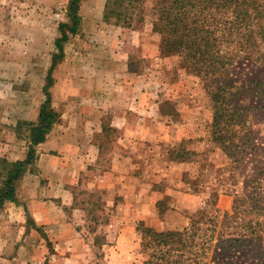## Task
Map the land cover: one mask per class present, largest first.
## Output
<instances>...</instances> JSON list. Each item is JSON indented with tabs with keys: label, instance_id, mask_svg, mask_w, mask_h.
<instances>
[{
	"label": "rangeland",
	"instance_id": "obj_1",
	"mask_svg": "<svg viewBox=\"0 0 264 264\" xmlns=\"http://www.w3.org/2000/svg\"><path fill=\"white\" fill-rule=\"evenodd\" d=\"M69 1L0 0V159H8L6 143L14 138L21 149L28 148L27 130L19 135L16 129L19 122L36 121L46 99L59 25L70 21ZM107 3L82 0L81 28L64 43L65 57L52 75L56 83L71 71L78 74V67H64L70 61L81 65L82 74L111 82L113 89L100 91V97L120 95L121 100L115 94L104 102L117 99L126 105L133 127L128 133L109 127L98 135L100 159L72 186L69 213L89 248L83 264H143L139 227L182 229L206 205L233 214L234 196L228 190L245 188L259 156L248 154L235 169L237 179L231 176L229 159L211 139L210 96L181 56L162 54L152 2L143 5L146 20L138 16L131 27L116 24L115 17L106 20ZM111 4L116 8L119 3ZM122 62L128 66L125 72ZM256 75L264 76L261 66L240 62L232 69L237 81ZM125 79L126 100L118 87ZM243 98L254 103L250 91ZM61 101L53 97L59 111ZM251 116L253 128L260 131L257 142L264 143L263 112L253 110ZM6 127L11 128L5 132ZM213 192L217 197H211ZM229 264L261 263L252 247L237 251Z\"/></svg>",
	"mask_w": 264,
	"mask_h": 264
},
{
	"label": "trees",
	"instance_id": "obj_2",
	"mask_svg": "<svg viewBox=\"0 0 264 264\" xmlns=\"http://www.w3.org/2000/svg\"><path fill=\"white\" fill-rule=\"evenodd\" d=\"M125 1L127 3H125ZM151 1L152 24L161 36L164 56L179 55L199 76L210 96L213 108L211 139L222 149L233 167L232 177L248 154L258 155L257 164L244 180L245 188L228 190L234 196V213L221 214L209 205L195 212L182 229L158 231L149 226L138 228L146 258L143 264H229L230 257L243 249L254 248L259 262H264V143L257 142L260 131L253 128L252 111L264 115V76L237 81L233 67L242 62L264 69V0H118L115 8L108 0L106 20L131 27L136 18L146 20L143 5ZM82 0H70V21L61 22L57 52L45 86L46 99L36 121L19 122L20 135L28 134L25 159H0V209L16 199L17 181L35 165L37 146L46 140L61 113L55 108L50 91L53 70L65 57L64 43L81 28ZM250 91L254 103L246 104L243 93ZM258 136V137H257ZM190 153V152H189ZM191 158V157H190ZM182 161L186 157H182ZM211 197H217L213 192ZM208 198V202L210 200ZM216 199V198H215ZM208 203V204H209Z\"/></svg>",
	"mask_w": 264,
	"mask_h": 264
},
{
	"label": "crops",
	"instance_id": "obj_3",
	"mask_svg": "<svg viewBox=\"0 0 264 264\" xmlns=\"http://www.w3.org/2000/svg\"><path fill=\"white\" fill-rule=\"evenodd\" d=\"M121 65L125 72L127 63L126 68L125 62ZM64 67H78V74L71 71L51 87L54 101L62 99L61 120L37 146L35 165L17 181L16 199L6 201L0 209V264H83L89 248L70 217L72 186L100 159V133L109 127L128 133L133 127L127 119L126 105H120L117 99L104 102L115 94L118 97L117 93L100 97V91L113 89L111 82L82 74L78 63L65 61ZM125 82L118 86L124 100ZM16 143L17 138L12 144L6 143L11 161L26 157L27 148L21 149Z\"/></svg>",
	"mask_w": 264,
	"mask_h": 264
}]
</instances>
